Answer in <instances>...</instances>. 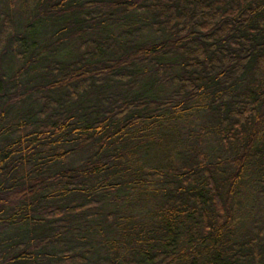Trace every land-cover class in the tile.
I'll list each match as a JSON object with an SVG mask.
<instances>
[{
  "label": "trees",
  "instance_id": "trees-1",
  "mask_svg": "<svg viewBox=\"0 0 264 264\" xmlns=\"http://www.w3.org/2000/svg\"><path fill=\"white\" fill-rule=\"evenodd\" d=\"M6 1L0 264H264V0Z\"/></svg>",
  "mask_w": 264,
  "mask_h": 264
},
{
  "label": "rangeland",
  "instance_id": "rangeland-1",
  "mask_svg": "<svg viewBox=\"0 0 264 264\" xmlns=\"http://www.w3.org/2000/svg\"><path fill=\"white\" fill-rule=\"evenodd\" d=\"M36 2L37 0H11L6 3L7 8L5 10H9V12L12 13L14 17L13 19L14 24L15 26L18 27V30H19V31H15L14 35L12 33L13 38H16L18 40L19 36H21L23 32L25 31L26 27L30 25L31 23H33L32 17H33V10L36 6ZM46 30L47 29L45 28L44 30H42V32L44 33ZM20 38H23V37H20ZM18 45L21 46V48H23L21 42H18ZM8 47L10 50H12L16 46L15 44L14 45L9 44ZM204 123L205 122L203 118H201V116L195 115L194 119L191 122L185 124V126L183 127V133H185L186 135H190L194 131L202 130L204 127ZM215 137L216 136L213 135L207 141L206 150L208 151V153L210 155H213L214 157H217L218 151L222 152L221 153L222 155L227 154L228 151L225 150V147L222 148L221 146H216ZM167 138L169 137H166V135H163V138H162L163 140H162L161 145L157 149H154L156 151L150 150L149 152L145 153L144 157L140 160V162L144 163L145 166H150V165L158 166V167H164L165 165L169 166L171 164L170 163L171 161L168 160V157L166 156L164 152H165L166 146L170 148L172 145H174V143H171L169 139ZM148 210H149L148 207L138 208L136 213H139L142 215V218L141 217H138V218H141L143 220L149 219L150 216H149Z\"/></svg>",
  "mask_w": 264,
  "mask_h": 264
}]
</instances>
